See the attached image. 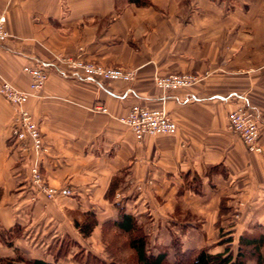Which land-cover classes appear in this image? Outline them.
Instances as JSON below:
<instances>
[{
  "label": "crops",
  "instance_id": "obj_1",
  "mask_svg": "<svg viewBox=\"0 0 264 264\" xmlns=\"http://www.w3.org/2000/svg\"><path fill=\"white\" fill-rule=\"evenodd\" d=\"M0 11L11 33L0 43V83L29 90L24 67L48 63L47 82L26 106L47 148L45 177L74 191L32 200L29 159L11 136L15 108L0 94V261L19 251L75 264L50 254L68 237L110 264L105 224L121 208L137 218L154 254L168 252L163 264H179L173 240L182 251L230 245L235 254L241 236L264 235V0H0ZM78 55L134 69L135 78L99 81L56 60ZM179 72L202 79L163 94L155 77ZM243 101L258 116L261 153L227 128ZM134 103L164 106L176 132L138 141L120 120ZM88 213L97 224L84 236L76 223ZM111 228L133 253L129 234ZM116 258L111 264H131Z\"/></svg>",
  "mask_w": 264,
  "mask_h": 264
},
{
  "label": "built area",
  "instance_id": "obj_2",
  "mask_svg": "<svg viewBox=\"0 0 264 264\" xmlns=\"http://www.w3.org/2000/svg\"><path fill=\"white\" fill-rule=\"evenodd\" d=\"M11 33L7 28V17L0 11V43H4ZM56 60L68 68L85 77L95 80H122L131 82L135 78V70L124 67H109L100 63L84 60L78 56H57ZM24 71L31 76L29 90H21L7 80L0 83V94L5 97L15 108V117L11 130V136L16 147L29 159L30 185L33 190L32 200L38 195H44L47 199H55L59 196L73 194L71 187H57L49 183L42 171V157L47 151L41 129L35 121L32 113L27 108V102L31 96L41 91L48 79V63L40 62L34 66H25ZM202 79L201 75L190 72L171 73L157 75L156 86L166 94L169 91L178 90L195 85ZM96 110L107 112L103 105H96ZM120 120L128 125L136 139L141 141L146 135L173 134L177 130V124L169 115L166 108L149 107L142 103H134L128 113L120 117ZM227 128L237 134L246 149L251 153H261L263 148L259 142L260 128L256 111L246 104L239 103L228 114ZM142 191V185L136 187ZM121 197V192L116 193Z\"/></svg>",
  "mask_w": 264,
  "mask_h": 264
},
{
  "label": "trees",
  "instance_id": "obj_3",
  "mask_svg": "<svg viewBox=\"0 0 264 264\" xmlns=\"http://www.w3.org/2000/svg\"><path fill=\"white\" fill-rule=\"evenodd\" d=\"M137 6H147L151 0H127ZM116 181V180H115ZM115 181L111 184L107 197L111 196L115 191ZM120 204V203H119ZM118 219L107 222L105 229L109 227H118L129 234L128 245L133 250V259H136L139 264H163L168 252L160 251L154 254L150 248L149 236L144 232L142 226L138 223L137 218L130 213H126L121 208ZM84 236H88L97 224L94 213H88L87 218L83 223H76ZM3 237L4 235L1 234ZM231 237L226 241H231ZM176 256L179 264H247L254 260L255 264H264V235L257 237L241 236L238 242L237 252L234 254L231 246L228 245L224 252L211 253L207 248L199 250L182 251L175 240ZM92 256V263L87 261L84 264H106V261L101 260L95 255ZM0 264H59L49 262L43 259H24L23 257H15L9 260H1Z\"/></svg>",
  "mask_w": 264,
  "mask_h": 264
},
{
  "label": "rangeland",
  "instance_id": "obj_4",
  "mask_svg": "<svg viewBox=\"0 0 264 264\" xmlns=\"http://www.w3.org/2000/svg\"><path fill=\"white\" fill-rule=\"evenodd\" d=\"M105 232H109L106 237L109 246L106 249V253H104L108 258V263H113L112 261H115L114 259H117L116 257L121 256L123 257L122 259H124V261L126 260L128 263L131 262L132 264L133 253L131 252V250H129L125 237L118 235V233L115 232L111 227L107 228ZM173 243H175V240H173ZM53 248L54 251L50 252V254H54V259L71 255V258L75 260V264H84L87 259L90 263L93 262L91 256L92 253H90L86 247L80 245L78 242L72 240L71 238L65 237L63 239H60L53 245ZM14 255L16 258L23 257V254L19 251Z\"/></svg>",
  "mask_w": 264,
  "mask_h": 264
}]
</instances>
